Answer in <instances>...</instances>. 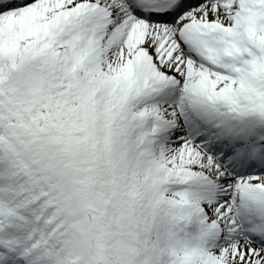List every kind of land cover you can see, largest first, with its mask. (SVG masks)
I'll use <instances>...</instances> for the list:
<instances>
[{
    "label": "snow or ice",
    "instance_id": "snow-or-ice-1",
    "mask_svg": "<svg viewBox=\"0 0 264 264\" xmlns=\"http://www.w3.org/2000/svg\"><path fill=\"white\" fill-rule=\"evenodd\" d=\"M0 264H264V0H0Z\"/></svg>",
    "mask_w": 264,
    "mask_h": 264
}]
</instances>
